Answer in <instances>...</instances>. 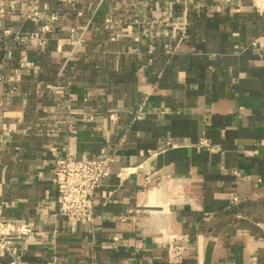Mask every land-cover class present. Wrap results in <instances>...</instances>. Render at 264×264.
Wrapping results in <instances>:
<instances>
[{
  "label": "crops",
  "instance_id": "crops-1",
  "mask_svg": "<svg viewBox=\"0 0 264 264\" xmlns=\"http://www.w3.org/2000/svg\"><path fill=\"white\" fill-rule=\"evenodd\" d=\"M13 1L0 20V214L35 228L22 264H264V0ZM30 6L59 15L46 46ZM173 21L186 22L180 41ZM67 152L112 157L92 222L56 212L52 162Z\"/></svg>",
  "mask_w": 264,
  "mask_h": 264
},
{
  "label": "built area",
  "instance_id": "built-area-1",
  "mask_svg": "<svg viewBox=\"0 0 264 264\" xmlns=\"http://www.w3.org/2000/svg\"><path fill=\"white\" fill-rule=\"evenodd\" d=\"M144 3L149 0H142ZM187 0H184L185 2ZM171 4L181 2V0H169ZM16 3L13 0L5 2L0 0V20L6 14L8 9L14 10ZM27 17L38 22V29L33 31L31 37L42 46H46L48 39L42 35V32L50 31L52 23L59 19L57 12H50L48 20H41V12L30 6L26 13ZM159 23L163 20L159 19ZM179 22H169L174 29L178 27L180 30V41L186 32V22L183 21L179 26ZM6 34L13 36L19 41H25L27 38L21 36L16 31L7 28L4 30ZM71 38L75 36L74 28L70 31ZM258 40L254 41V44ZM10 51V50H9ZM20 64L23 66L24 62ZM4 76L0 73V81ZM8 81L13 82L9 86L10 93L17 92L15 85V77L10 74ZM2 118L0 117V126ZM2 142L1 128H0V144ZM112 172V157L110 155H103L99 157H79L76 154L67 152L64 154H56L52 162V181L55 185L54 201L56 205V212L65 216L68 220L76 222H92L94 219V196L97 189L102 182ZM260 180V179H259ZM261 181V180H260ZM261 191L264 192V183H262ZM240 197L236 193H232L230 202L232 204L240 201ZM35 233V228L27 220L12 221L6 220L0 214V249L8 255L9 264H22L20 259V242L28 241ZM188 236L183 234L173 236L169 243V253L172 259H180L184 249L183 242ZM92 264H109L108 262L95 261Z\"/></svg>",
  "mask_w": 264,
  "mask_h": 264
}]
</instances>
